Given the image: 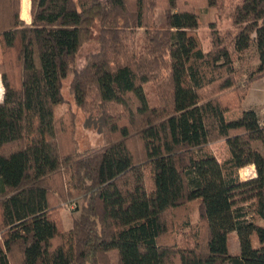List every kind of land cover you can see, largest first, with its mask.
I'll list each match as a JSON object with an SVG mask.
<instances>
[{
    "label": "trees",
    "instance_id": "16d2710c",
    "mask_svg": "<svg viewBox=\"0 0 264 264\" xmlns=\"http://www.w3.org/2000/svg\"><path fill=\"white\" fill-rule=\"evenodd\" d=\"M30 13L26 24L20 0H0V264H264V224L256 221L264 222V125L253 109L225 116L246 94L233 52L254 43L259 64L249 81L264 77V0H237L233 29L211 24L207 50L193 32L198 15L181 0H30ZM93 32L97 47L75 68ZM67 76L76 106L95 113L104 138L95 150L61 144L55 106ZM219 139L227 159L197 153ZM248 165L255 176L241 179ZM52 191L76 198L68 231ZM249 200L251 219L239 205ZM191 201L201 226L179 244L163 243L167 216Z\"/></svg>",
    "mask_w": 264,
    "mask_h": 264
},
{
    "label": "rangeland",
    "instance_id": "374dc122",
    "mask_svg": "<svg viewBox=\"0 0 264 264\" xmlns=\"http://www.w3.org/2000/svg\"><path fill=\"white\" fill-rule=\"evenodd\" d=\"M237 0H221L220 6H208L205 0H181L184 7L191 8L199 18V27L193 32L199 39V45L203 50H207L210 41V25L213 24L220 32L233 29L231 19L229 17L232 6ZM153 25L158 28L164 25V12L162 8H156L154 11ZM143 28L135 30V45L136 52L139 53L143 47L144 32ZM95 32L91 37L85 40L77 55L74 58L73 66L75 68H82L85 64L86 56L93 52L97 47ZM233 66L235 70L236 80L242 87H245V97L242 101V109L253 108L258 115L259 121L264 125V77L249 81L250 77L258 67L259 60L255 44L242 53L233 52ZM69 77L63 80L62 92L64 101L55 106V115L61 118V144L69 147L73 143V147L79 152L88 150H95L104 144V138L99 131V124L97 123L95 113L79 108L74 103V100L69 92ZM3 90L2 84L0 85V93ZM148 101L150 105L158 103L155 86L152 82L144 85ZM237 110V109H235ZM234 111V110H233ZM232 113V111H229ZM234 114V113H233ZM233 114H229V117ZM133 149L138 150V144H131ZM262 150L264 148L259 145ZM205 152H212L219 161L228 158L229 150L224 140L219 139L211 141L204 145L198 154ZM249 166V165H248ZM245 166L239 169L238 174L241 179H246L252 176V170ZM64 180H65V176ZM58 188V186H57ZM62 190V189H61ZM68 188L63 185V192L66 193ZM55 191L50 194L52 204L59 205L60 218L62 220V228L68 227L72 223V212L76 206V198L62 199ZM243 207L246 218L251 219L253 215V201L249 200L244 203H239ZM259 224H264L262 220H256ZM64 223V224H63ZM196 225L201 226L199 219L197 201H191L184 206L174 209L167 216V231L161 236L163 243H181V236L189 233ZM65 230V229H64ZM228 251L234 256L239 254V243L235 232L228 235ZM110 260L115 263L117 260L116 252L110 251L108 253Z\"/></svg>",
    "mask_w": 264,
    "mask_h": 264
},
{
    "label": "crops",
    "instance_id": "0c3cea01",
    "mask_svg": "<svg viewBox=\"0 0 264 264\" xmlns=\"http://www.w3.org/2000/svg\"><path fill=\"white\" fill-rule=\"evenodd\" d=\"M20 18L26 24H30L31 23L30 0H20ZM1 84L2 83H1V79H0V85ZM2 96H3V90L0 93V101L2 100ZM246 109H253V108H246ZM243 110H245V109L240 108V109L232 111V113L231 112L226 113L225 116L229 120L236 119V118H238L241 115ZM229 114H233V115L229 117ZM260 124H261V122H260ZM248 167L252 170V176H255V167L253 165H249ZM71 226H72V223L70 225H68V227H64V229L66 231H68L71 228Z\"/></svg>",
    "mask_w": 264,
    "mask_h": 264
},
{
    "label": "built area",
    "instance_id": "2783aa9c",
    "mask_svg": "<svg viewBox=\"0 0 264 264\" xmlns=\"http://www.w3.org/2000/svg\"><path fill=\"white\" fill-rule=\"evenodd\" d=\"M0 238H1V236H0Z\"/></svg>",
    "mask_w": 264,
    "mask_h": 264
}]
</instances>
